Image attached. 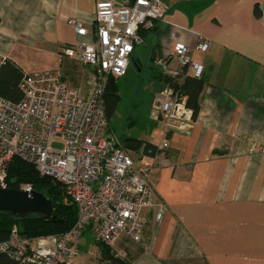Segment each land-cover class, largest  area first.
I'll return each instance as SVG.
<instances>
[{"label": "crops", "instance_id": "obj_1", "mask_svg": "<svg viewBox=\"0 0 264 264\" xmlns=\"http://www.w3.org/2000/svg\"><path fill=\"white\" fill-rule=\"evenodd\" d=\"M96 1L0 0V55L25 73L59 67L67 84H81L90 68L61 49L90 41ZM162 1L166 12L143 33L144 53L135 45L130 60L142 70L167 58L176 68V40L188 46L203 68L198 111L189 128L164 130L156 101L163 86L153 76L147 116L131 118L130 125L141 120V126L117 134V143L126 148L128 137L142 142L126 149L136 164L153 165L150 183L161 217L144 209L140 239L122 235L111 246L125 263L105 259L88 227L72 264H264V0ZM69 19L87 34L77 35ZM199 37L209 41L207 50L196 48ZM106 132L114 138L109 125ZM164 138L168 145L159 148ZM145 144L155 152H145Z\"/></svg>", "mask_w": 264, "mask_h": 264}, {"label": "built area", "instance_id": "obj_2", "mask_svg": "<svg viewBox=\"0 0 264 264\" xmlns=\"http://www.w3.org/2000/svg\"><path fill=\"white\" fill-rule=\"evenodd\" d=\"M162 0H97L95 34L90 41L76 42L61 54L90 68L86 91L63 80L59 67L24 73L19 82L22 98L12 102L0 96V183L13 158L34 166L40 175L54 178L63 187V203L77 209L73 225L59 235L23 238L13 227L0 252L17 264H72L79 254L83 232L91 227L94 240L113 245L124 235L137 242L144 230V209H151L156 220L161 204L150 183L151 163L136 164L130 152L110 137L103 104L108 76H123L135 45L141 42L138 30L151 29L166 12ZM67 23L77 35L86 29L77 20ZM176 40L177 37L175 36ZM196 48L207 50L209 41L198 38ZM190 49L176 40L173 55L176 68L167 58H156L154 65L169 76L200 77ZM6 57L0 55V66ZM164 130L187 129L193 112L178 90L163 86L156 95ZM61 143V148L53 143ZM164 138L159 148L167 147ZM19 189L33 190L31 185Z\"/></svg>", "mask_w": 264, "mask_h": 264}, {"label": "trees", "instance_id": "obj_3", "mask_svg": "<svg viewBox=\"0 0 264 264\" xmlns=\"http://www.w3.org/2000/svg\"><path fill=\"white\" fill-rule=\"evenodd\" d=\"M151 29L138 30V34L142 40L143 33ZM136 63V60L134 59ZM23 72L18 65L12 60L6 58L0 66V96L17 102L22 98V92L19 89V82ZM162 86H171L178 90L182 96L184 104L189 107L193 116L198 111L199 95L202 92L205 81L202 76L194 77L187 74L181 76H169L160 71L154 74ZM114 76H108L103 91V104L105 109L106 120L112 116L119 101L118 87ZM108 127V125H107ZM107 129V128H106ZM123 146L126 148L137 149L141 147L142 142L136 138H125ZM156 147L150 144L144 145V151L153 154ZM4 182L7 187L19 189L21 185L29 184L32 189L46 195L53 204V212L51 216L36 214H24L15 216L11 213L0 211V242L7 239L11 229L15 227L19 235L23 238H33L46 235H59L66 232L74 223L77 215V209L74 204H64L63 187L54 178L46 175H40L34 166L18 158H13L6 167ZM99 245L102 255L110 262L125 263L123 260L114 257L107 245L100 242ZM0 264H17V261L5 253L0 252Z\"/></svg>", "mask_w": 264, "mask_h": 264}, {"label": "rangeland", "instance_id": "obj_4", "mask_svg": "<svg viewBox=\"0 0 264 264\" xmlns=\"http://www.w3.org/2000/svg\"><path fill=\"white\" fill-rule=\"evenodd\" d=\"M136 51L139 54L142 52L144 53L143 45L141 43L136 45ZM47 67L48 66H43V68ZM138 68V64H135L130 60L127 73L115 80L120 98L115 111L112 116L108 118L107 122L110 130L115 133L114 139L116 141H119L117 134H120L124 130H127L126 133H134L141 126V120H138V124H133L134 126L130 125L129 121L131 118H135L138 114H142V117H146L150 110L152 92H154L152 82L157 67L155 66V69L152 66H143L142 70H139ZM87 80L88 78L86 77L84 82L76 85V87H86ZM132 126L135 128H131ZM61 146V143H53V147L55 148H61ZM90 235L91 232L87 231L84 237H89ZM90 244L92 247H95L94 243ZM111 246L112 245H107V248L110 249Z\"/></svg>", "mask_w": 264, "mask_h": 264}, {"label": "water", "instance_id": "obj_5", "mask_svg": "<svg viewBox=\"0 0 264 264\" xmlns=\"http://www.w3.org/2000/svg\"><path fill=\"white\" fill-rule=\"evenodd\" d=\"M117 4L120 0H116ZM0 211L11 213L17 217L24 214L51 216L52 201L43 193L31 190L9 188L0 183Z\"/></svg>", "mask_w": 264, "mask_h": 264}]
</instances>
